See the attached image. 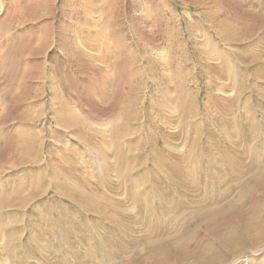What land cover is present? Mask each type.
Listing matches in <instances>:
<instances>
[{"label": "bare ground", "instance_id": "obj_1", "mask_svg": "<svg viewBox=\"0 0 264 264\" xmlns=\"http://www.w3.org/2000/svg\"><path fill=\"white\" fill-rule=\"evenodd\" d=\"M48 1L37 0L31 7V15L24 19L9 15L5 28L11 30L30 25L37 32L45 31L50 27ZM102 1L109 11L107 20L112 23L110 14L116 11L113 9L118 0ZM199 15H203L213 35L202 33L203 44H199L192 35L190 40L196 53L201 52L206 60L198 64L207 73L215 74L207 86L211 103L205 109L208 115L204 121H200L205 114L199 112L191 72L173 50L169 58L149 62L152 81L156 85L162 83L163 92L158 99H150L146 103L151 111L148 113L152 116L157 114L163 121L153 122L147 129L139 125L142 86L138 82L142 75L137 70L138 62L134 55L128 62L130 76L121 101L114 104L115 109L111 112L103 113L102 110L103 119L98 120L91 112L82 115V109L77 110L78 107L72 105L74 103L57 99L58 109L55 107L57 112L53 119V124L60 130L57 141L63 142L65 137H70L80 150L71 148L64 153L66 156H61L62 150L51 142L49 159L44 158L43 144L31 127L43 117L42 109L30 105L33 107L30 109H38L35 117L34 111L24 109L18 121L21 131H17L20 133L17 145L7 162L0 166V178L6 179L0 186V241L5 238V245H0V264H4L3 254L8 255L11 264H117V261L120 264H155L185 249L190 240L202 232L210 241L201 256L180 259L176 264H226L230 257L235 258L227 264H237L249 252L254 253L248 248L264 244V197L260 211L247 219H238L235 228L222 234L211 230V226L217 225L220 219L239 209L251 192L264 189V130L261 126L264 110L255 107L264 98V35L259 36L260 18L254 16L251 22H247L246 16L219 20L213 13L199 11ZM90 29L93 30L94 25L86 21L75 32L89 30L85 43L96 49L103 36H94L96 33L93 35ZM35 30L24 42L25 47L33 51L36 49L33 45L44 49L51 43L50 33L45 35L42 31L35 34ZM39 33L43 35L38 36ZM214 36L237 54L236 66L219 50ZM5 38L9 44L12 42L8 36ZM94 67H90V74H102L103 69ZM26 69L18 70L17 75L25 76ZM106 71L99 85L89 88L104 102L116 100L122 90L115 83L111 71ZM35 78L41 81L40 74ZM25 85L26 88L30 86ZM62 89L64 91V86ZM217 90L223 93L233 91L234 97H221ZM220 128L221 133H218ZM140 134L143 137L139 139ZM158 138L162 146L155 148L159 141L155 142V147L153 143ZM83 151L92 156L93 164H86L81 156L83 153L80 154ZM98 152L103 154L105 164L97 162ZM211 154H218L222 163H205L203 160ZM151 161H154L153 167L148 171L144 166ZM194 163L197 165L195 168ZM140 164L142 166L137 169ZM137 170L138 179H135L133 174ZM163 171L177 175L169 173L172 176L163 177ZM218 176L232 180L239 188L234 198L226 199L225 195L217 193V197L199 208L184 210V204L179 202L162 213L155 207L168 200L166 194L158 197L161 191L165 192L164 185H179V179L184 180L179 186L185 189L188 200L192 201L204 190L215 192ZM100 178L102 182H99ZM133 179L140 182V187L128 186ZM123 183H126V191L130 192L126 197L120 195ZM156 183H161L163 190L159 187L149 192L148 188ZM137 188L142 190L139 195ZM39 201L42 207L32 208V204ZM130 201L137 208L128 206ZM30 215L34 218L31 219ZM175 216L178 220L173 219ZM147 217L154 219L153 223L146 224L143 219ZM160 219L167 221L166 224L158 225L157 220ZM194 224L196 230L192 231L190 227ZM102 237H106V242L100 250L93 251L92 246ZM81 242L86 244V250L78 248ZM51 246L55 248L53 251Z\"/></svg>", "mask_w": 264, "mask_h": 264}, {"label": "rangeland", "instance_id": "obj_2", "mask_svg": "<svg viewBox=\"0 0 264 264\" xmlns=\"http://www.w3.org/2000/svg\"><path fill=\"white\" fill-rule=\"evenodd\" d=\"M48 2L50 3V14H48L49 22H47L49 23L48 27H50L45 29V31L41 30L38 32L43 31V33L45 32V35L50 33L51 43L44 49L33 45L34 49L36 48L35 51H33L27 49L24 42L30 32L35 30L34 26L26 25L25 27L21 26L22 28L15 27L12 28L13 30L11 29V31L5 28L4 23L7 17L12 14H14L19 20L31 15V7L37 3V0H0V158L2 159H0V166H3V163L7 162L12 154L11 152L14 151L17 145L19 140L18 135H20L18 132L19 130L21 131V123L18 121L20 120L22 113L30 108L33 109V107L42 109L43 112V117L40 121L35 122L31 127L34 129L37 138H40L41 144H43L42 150L44 158L49 159V147L51 146V142H54L55 146L62 150L63 154L61 156H66L64 153L71 148L80 150L79 146L70 140V137H65L63 142L57 141V136L60 133V130L53 124V119L55 112H57L56 109H58V103L67 99L65 102H71V104L74 103L72 104L73 107H78L77 110L79 109V111L82 109L80 111L82 115L91 112L94 117L99 118L98 120L103 119L102 110L103 113L111 112L115 109L114 104L121 101L125 89L124 86H126L130 76L128 62L132 61V55L136 57L138 62L137 70L140 71V75H142L138 82L142 86V101L140 104L142 116L140 119L141 121L139 122V125H141L140 127L147 129L151 123H161V121H163L157 114H153V116L150 115L151 111L148 109L147 105L150 99H158L163 92L162 83H160L159 86L152 81L153 75L149 62H152L154 59L164 60L169 58L172 50L174 51L175 56H177L181 62H184V64L188 66V70L191 72V77H193L192 80H194L195 83L199 112L205 114L201 117L200 121H204V117H206L207 114L205 109L211 103L207 95V86L211 78L215 76H212L214 73H207L203 66L198 64V62H205L206 60L202 58L203 54H201V52H199V54L196 53L195 48H193L194 43L190 40V35H192L199 44H203L204 38L202 33H207L210 36L213 35L210 25L206 23L203 15H199V11L209 12L210 14L213 13L215 16L214 18H218L219 20L227 17L244 18V16H246L244 19L247 22H251L255 16L258 19L260 18V38L263 37L261 35H264V0H118L117 6L113 9L116 11L113 12L112 15L110 14L112 23L107 20L109 11L106 9L102 0H49ZM44 12L45 11L42 13ZM21 16L22 18H20ZM44 21L46 22V20ZM86 21L87 23L90 22L94 25V31L90 29L93 35L96 33L94 36H103L96 49H91L87 46V42L85 43L89 30L77 31L78 33L75 32V29ZM38 32L36 30L34 31L35 34H38ZM76 33L79 36H77ZM39 34L40 35L38 36H41L42 33ZM5 36H8L9 40L11 39L10 41L12 42L10 44L6 41ZM112 38H114V40ZM214 42L219 50L227 56L229 62L236 66L238 57L237 54L233 52V49L219 42L218 38L215 36ZM74 48H76L77 51L80 50L82 53L80 51L76 52V49ZM27 51L33 54L31 55ZM110 52L112 53L110 54ZM114 62H118V64H115ZM92 65L96 68L103 69L104 72L102 71V74L100 75L94 74L95 77H93L94 75L89 72ZM23 68H27L26 71L28 75L27 73L25 76L22 74L17 75L18 70ZM43 68L45 69V72H42ZM106 69L111 71L115 83L120 89H122L120 90L121 94H118L116 100L114 98V101L108 102L102 101L101 98L96 95L95 97L93 92L89 89L93 88V85H99L98 83H100V80L104 79L103 74L107 72ZM43 73L46 74V77ZM36 74L41 75V81L35 78ZM19 81L21 85L19 84ZM25 83L27 85L29 84L31 87L27 86L28 88H26ZM39 83H41V86ZM252 84L254 83L252 82ZM39 86L40 89L44 88L41 89L42 92L38 89ZM63 86L64 91L62 89ZM21 90H23L24 93ZM142 90H144V92ZM219 90H217V93L221 97H234L233 91L223 93ZM12 92H16V94L14 95ZM13 96H15V98H13ZM71 98L74 99L72 100ZM254 98L255 97H253V99ZM57 99H59V102H56L58 101ZM262 100L263 101L260 103L257 102L255 107L263 111L264 98ZM30 105L34 106L31 107ZM111 105L114 106L110 108ZM36 108L34 110L30 109L32 112L34 111L33 117H35V114L37 115L36 110L38 109ZM106 109L108 111H105ZM148 111H150V113H148ZM262 117H264V115L261 116V126L262 130H264V118ZM98 123L100 122L98 121ZM218 133H221V128L218 130ZM262 133H264V131ZM140 137H143V135L140 134L139 139ZM155 142H157L158 145ZM153 146L155 148L161 147V140L159 138L158 140H154ZM184 152L185 154L188 153V151ZM82 153L83 155L81 156L87 161L86 164H93L92 156H87L84 151L80 152V154ZM97 156L99 157H97V162L103 164L106 163L101 152H98ZM207 158L208 159L203 160L205 163H222L221 157L218 154H211ZM153 162H149L144 168L150 171L153 167ZM140 166L142 165L140 164L136 168L138 169ZM193 166L194 168L195 166L197 167L195 163ZM138 172L139 170L135 171L133 174V177H136L135 179H138ZM169 173L172 175L176 174L175 172L172 173V171H163L162 175H164L163 177L169 176L171 175ZM0 179L1 186L6 179ZM25 180H27V178H25ZM216 180L218 187L215 192L204 190L200 194L195 195L192 201L188 200L189 196L185 189L179 186L184 180L179 179V185H164L165 192L161 191L158 197L161 198L166 194L168 195V202H163L161 205L156 204L155 207L163 213L181 202L184 204V210H187L189 208H199L208 204L209 201L218 196L217 193L225 195L226 199H232L237 195L239 188L232 180L227 181L222 176H218ZM102 181L103 180L100 178L99 182ZM108 181L111 182L112 180ZM125 184L126 183L122 184L124 186L123 192L120 193L123 197L130 195V192L126 191ZM132 185L140 187V182L133 179L128 183L129 187ZM159 187L163 190L161 183H156L155 185L150 186L148 191L151 192L152 189H159ZM136 190L139 192L138 195L141 194L140 192H142V190H139V188ZM263 197V188H258L256 191L254 190L245 198L243 205L239 207V209L228 214L225 218L220 219L217 225L215 224L211 226V230L222 234L224 231H229L235 228L240 219H247L260 211V208L263 205ZM128 203L130 204H128V206L133 208L136 207L131 201ZM41 205V201L35 202L32 204V208L42 207ZM30 217L33 219L34 215H30ZM176 217L177 216L173 217V219L178 220ZM153 220L154 219L151 217L143 219L146 224L153 223ZM157 221L158 225H164L167 222L163 219ZM195 227L196 225L194 224L190 229L192 231L196 230ZM203 229L206 228L204 227ZM106 240V237L100 238L97 243L92 246V250H100V246L103 245ZM209 241L210 239L208 236L202 232L198 237L192 238L185 249L174 252L166 259L156 261L155 264H176L180 259L190 260L198 255L201 256ZM0 245H5V238L0 241ZM114 246L115 245H112V247ZM78 248L83 251L87 249V246L84 242H81L78 244ZM50 249L53 251L55 248L54 246H51ZM251 250L254 253L249 252L246 256L247 258L244 257L240 259L237 264H264V244L248 248V251ZM234 258L235 257H230L227 263ZM1 259L4 260V264H11L7 254L1 255ZM37 260L39 259H34L33 261ZM138 262L139 260H136V263ZM117 264H120V262L117 261Z\"/></svg>", "mask_w": 264, "mask_h": 264}]
</instances>
